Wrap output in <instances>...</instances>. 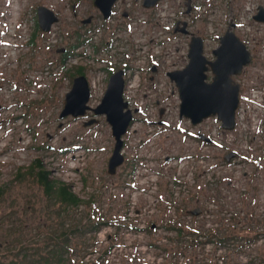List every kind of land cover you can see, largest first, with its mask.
I'll return each instance as SVG.
<instances>
[{"label":"rangeland","instance_id":"374dc122","mask_svg":"<svg viewBox=\"0 0 264 264\" xmlns=\"http://www.w3.org/2000/svg\"><path fill=\"white\" fill-rule=\"evenodd\" d=\"M199 1L186 30L200 37L223 31L222 23L207 21L206 4ZM92 2L0 0V262L28 264L44 253L51 243L48 236L62 230V221L65 226L81 221L103 225L95 235H71L74 264H221L222 259L226 264H264V182L256 180L264 175L262 168L246 160L239 179L227 183L215 177L225 148L212 147L210 159L193 165L185 159L194 153L189 145L191 139L198 142L196 136L176 127V120L161 127L143 121L144 116L153 120L148 104L165 99L159 74L155 80L149 73L151 64L159 66L164 53L172 56L180 48L173 46L167 24L160 40L159 6L144 10L133 0L119 1L131 10V18L124 20L117 11L104 21ZM40 6L58 18L47 33L37 25ZM180 12L178 8L177 18ZM88 18L89 23L80 22ZM180 35L175 37L191 38ZM215 42L205 49L210 61ZM172 57L174 63L177 56ZM124 64L131 67V98L147 102V110L123 137L125 161L109 176L114 140L105 118L90 112L89 119H60L59 114L76 67L84 68L91 84ZM98 100L92 97L89 107L96 108ZM92 119L97 123L83 127ZM263 151L261 142L252 160ZM36 161L83 203L64 215L46 197L36 171L27 173ZM19 172L21 179L16 178ZM194 208L202 210L195 218L189 215ZM198 230L201 237L192 236ZM217 233L224 246L217 245Z\"/></svg>","mask_w":264,"mask_h":264},{"label":"built area","instance_id":"2783aa9c","mask_svg":"<svg viewBox=\"0 0 264 264\" xmlns=\"http://www.w3.org/2000/svg\"><path fill=\"white\" fill-rule=\"evenodd\" d=\"M185 1L186 0H159L152 9H149L154 10L159 6L156 13L159 15L160 40L163 37L162 30L166 24L168 27L172 28L171 30L173 32L177 22H188L194 16L193 12L200 5V1L190 0V12L188 15L185 14ZM202 1L206 4L205 11L207 13V21H211L212 18L222 23L224 28L221 32L209 31V35L204 37L201 36L203 40V56L209 60L205 53L208 42L216 41L215 43L219 46V38L230 28L253 57L252 61L243 67L242 73L235 77V82L239 86V102L234 118V128L231 131L224 130L222 128V123L215 116L203 120L196 126H193L188 119L180 117V99L178 91L175 84L167 77V73L182 70L188 63L187 55L190 38L187 37V41H185V37L184 40L175 37L176 35H180V33L173 32V37L175 39L173 46L179 47L180 45V48H177L171 53L172 56H177L176 61L172 63L174 58L167 52L164 53L165 57L159 58V66L156 61L151 64L157 67V73L153 74L154 79L156 80L159 74V88L164 92L165 98L162 102L157 100L153 105L148 104V106H150L149 109L153 108L150 116L153 120H148L147 117L144 116V111L147 110V102L146 104L142 101L136 103L135 99L131 98L130 92L128 91L131 67L126 66V64H124L125 67L123 68L124 89L122 97L123 101L127 104V108L132 112L133 122L128 128V132L130 128H133L134 122L137 121L135 120L136 117L141 115L144 116V122L147 123L148 121L153 125H156L157 121H162L161 125H170L171 122L176 120V127L179 129L181 127L180 130L183 132L187 130L190 134L196 136L198 142L191 139L189 145L190 150L194 153H190V155L187 154V158L185 159L188 162L190 160L193 165L195 162L198 165H202L204 164V162H202L203 159H210V155L213 153L212 147L225 148L227 151L224 152V156L231 152L235 153L236 156L232 158L230 162L221 161L220 165L215 167L216 178L221 177L224 178L227 183H232V181H237L239 179L240 175L238 176V174L244 167L246 160H248L247 162H249V165H254L256 168L261 167L264 172V151L262 155L252 160V155L255 150L260 146L261 142H264V22H257L255 20V16L259 12L258 9L262 8L264 10V0ZM174 7L176 8L173 10ZM178 8L181 9V17L179 18L176 17ZM190 13L192 14L191 18ZM231 25L232 27H230ZM180 36L183 37L184 35L181 34ZM159 44H161V42H159ZM217 45L212 51L217 48ZM212 51L211 57L213 59ZM150 75H152V73ZM84 76L86 77V75ZM108 78V73H106L105 77L103 76L97 83H95V81H92L91 84L88 83L90 93L89 101L92 97H97L99 99L98 105L100 104L106 90ZM160 109L163 110L161 117L159 116ZM135 110L138 112L133 113ZM140 119L142 120V118ZM161 125L159 127H161ZM199 135L207 138L210 144L202 142L199 139ZM218 174L222 175L219 176ZM246 175L247 173L243 172V177L245 179ZM207 176L210 178L211 173L208 172ZM256 180L264 182V175L260 177L258 175Z\"/></svg>","mask_w":264,"mask_h":264},{"label":"water","instance_id":"95a60500","mask_svg":"<svg viewBox=\"0 0 264 264\" xmlns=\"http://www.w3.org/2000/svg\"><path fill=\"white\" fill-rule=\"evenodd\" d=\"M119 0H93L92 6L97 9L104 21L108 20L112 13L113 6ZM123 1V0H121ZM134 2L138 0H133ZM159 0H141L144 9H152ZM186 14L190 11V0L185 1ZM255 16L257 22H264V10L258 9ZM37 25L43 32L50 31L51 26L58 22L57 16L45 7H38L36 10ZM126 17V14H123ZM91 21L88 18L83 21L87 24ZM187 22L179 21L175 24L174 33L190 35L188 45V63L182 70L167 73L178 91L180 99V117L188 119L193 126L200 124L210 117H217L222 123V128L231 131L234 128V118L239 102V86L234 81L236 76L242 73L244 66L249 64L253 57L246 50L244 44L237 38L230 28L219 38V46L212 51L214 61H209L203 56V40L200 36L190 34L187 30ZM232 27V25L230 26ZM156 72V67L151 68ZM211 80L209 81V76ZM124 70L119 69L109 75L104 96L100 104L91 109L89 102V86L85 76H76L72 80L70 90L65 94L60 119L71 117L73 119L85 117L87 111L93 113L94 117H104L109 125L114 146L107 163V174L113 176L125 161L122 154L123 136L132 120V112L123 101ZM136 113V110L133 112ZM163 110H159L161 117ZM97 123V120H90L83 123V127ZM159 122L158 125H161ZM199 139L205 143L210 141L199 135ZM236 155L231 152L224 156L225 162H230ZM189 215L198 217L201 209L195 208L189 211ZM153 229L154 226H151Z\"/></svg>","mask_w":264,"mask_h":264},{"label":"trees","instance_id":"16d2710c","mask_svg":"<svg viewBox=\"0 0 264 264\" xmlns=\"http://www.w3.org/2000/svg\"><path fill=\"white\" fill-rule=\"evenodd\" d=\"M64 61V60H63ZM125 66H122L124 68ZM76 72L74 73L73 77L71 78V81L76 77V76H82L84 75V68L83 67H76ZM114 70L109 69L108 74H111ZM28 170V174L33 171H36V176L37 180L39 182V185L42 187L43 192L45 193L46 197H48L54 204L57 203L58 206L62 209L63 214L67 215L69 213V209L71 208L72 210L75 208H78L83 202L76 196L74 195L70 187L64 183L55 181L51 178L50 173L46 170H44L39 161H36L32 163ZM22 173H18L16 175L17 179H21ZM0 196H1V191H0ZM93 203V200L89 201L87 203L88 205H91ZM73 224V223H72ZM68 225L65 226L63 225V221L61 223L62 225V230L59 233L55 234H50L48 236L49 240L51 241L50 244H48L45 249L44 253L41 254L37 259H28V264H74L75 262L72 261L71 258V253L70 252V247H69V241L71 235H95L100 231L101 228V223H93V224H82L80 221L77 225ZM105 225V224H104ZM182 234V228L177 229V235ZM196 237L199 236V238L202 235L201 231H197ZM206 238L207 235L204 234ZM217 238V245L219 247L225 245V241L221 237L220 234H216L215 236ZM210 239L206 240L205 243H209ZM191 244V242H189ZM89 245V244H88ZM108 251V250H107ZM108 253V252H107ZM0 264H15L13 261L9 262H0ZM186 264H191L190 261H186ZM221 264H226L225 261L222 259Z\"/></svg>","mask_w":264,"mask_h":264},{"label":"flooded vegetation","instance_id":"af4514ba","mask_svg":"<svg viewBox=\"0 0 264 264\" xmlns=\"http://www.w3.org/2000/svg\"><path fill=\"white\" fill-rule=\"evenodd\" d=\"M133 2H134V1H133ZM120 3H123V1L120 2ZM134 3H135V4H140V6H141V0H138V1L134 2ZM141 7H142V6H141ZM142 9H144V8H142ZM96 10H97V9H96ZM97 11H98V10H97ZM117 11H120V16H121L122 19H124V20H129V19L131 18V10L128 11V10H125V9L121 8V7L119 6L118 2H117V3L113 6V8H112V13H111V16H110L109 19H111ZM98 13H99V11H98ZM99 14H100V13H99ZM123 14H126V17H123ZM185 14H186V13H185ZM186 15H187V14H186ZM100 16H101V15H100ZM83 21H85V19H84V20H80L81 23H83ZM106 21H107V20H106ZM150 69H151V68H150ZM150 69H149V73H150ZM156 73H157V68H156V72H155V73L152 72V75H153V74H156ZM150 74H151V73H150ZM150 79H151V82L154 81L152 78H150ZM85 117H86L87 119H89V118L92 117L90 111H87ZM93 117H94V116H93ZM82 118H83V117H82ZM92 120H94V119H92ZM132 122H133V119H132L130 125L132 124ZM130 125H129V127H130ZM127 133H128V129H127ZM194 209H195V208H194ZM201 213H202V210H201ZM192 217H193V216H192ZM194 218H195V217H194ZM192 236L196 237V234L194 233Z\"/></svg>","mask_w":264,"mask_h":264}]
</instances>
